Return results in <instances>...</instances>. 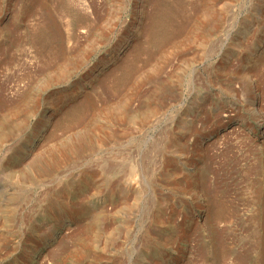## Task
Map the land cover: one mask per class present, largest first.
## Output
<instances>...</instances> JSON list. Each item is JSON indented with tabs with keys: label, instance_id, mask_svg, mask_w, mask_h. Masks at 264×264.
I'll use <instances>...</instances> for the list:
<instances>
[{
	"label": "rangeland",
	"instance_id": "1",
	"mask_svg": "<svg viewBox=\"0 0 264 264\" xmlns=\"http://www.w3.org/2000/svg\"><path fill=\"white\" fill-rule=\"evenodd\" d=\"M66 1L0 0V264H264V0Z\"/></svg>",
	"mask_w": 264,
	"mask_h": 264
},
{
	"label": "bare ground",
	"instance_id": "2",
	"mask_svg": "<svg viewBox=\"0 0 264 264\" xmlns=\"http://www.w3.org/2000/svg\"><path fill=\"white\" fill-rule=\"evenodd\" d=\"M62 2L64 3V1ZM79 2L85 4L81 0H79ZM184 6L185 4L182 3V0H160V17L159 20L155 24H153L151 28L153 40L161 41V39L165 37L169 28L176 24L175 22L177 21V18L180 17V12L183 11L182 9L184 8ZM65 7L66 11L71 12L74 15V22L76 24L89 21L88 16L83 14L79 9H77V6H72V2L69 3L65 0ZM49 17V21L51 23L55 21L52 16L49 15Z\"/></svg>",
	"mask_w": 264,
	"mask_h": 264
}]
</instances>
